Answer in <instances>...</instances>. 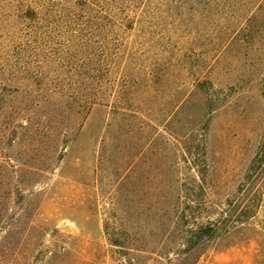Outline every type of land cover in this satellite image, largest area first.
I'll return each instance as SVG.
<instances>
[{
  "label": "rangeland",
  "instance_id": "1",
  "mask_svg": "<svg viewBox=\"0 0 264 264\" xmlns=\"http://www.w3.org/2000/svg\"><path fill=\"white\" fill-rule=\"evenodd\" d=\"M263 148L264 0H0V264H264Z\"/></svg>",
  "mask_w": 264,
  "mask_h": 264
},
{
  "label": "trees",
  "instance_id": "2",
  "mask_svg": "<svg viewBox=\"0 0 264 264\" xmlns=\"http://www.w3.org/2000/svg\"><path fill=\"white\" fill-rule=\"evenodd\" d=\"M261 155V159L259 160V164L262 162V160L264 159V148L261 151V153H259ZM243 216V215H240ZM227 226L225 225H221V224H212V223H207L204 224L202 226L199 227V232L202 235H206V236H210V237H215L218 236L224 232L227 231Z\"/></svg>",
  "mask_w": 264,
  "mask_h": 264
}]
</instances>
